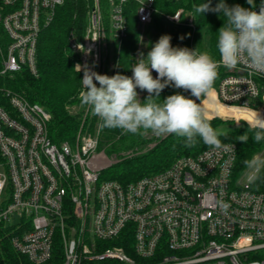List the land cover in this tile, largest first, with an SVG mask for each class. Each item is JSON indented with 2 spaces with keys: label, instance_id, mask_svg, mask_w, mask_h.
<instances>
[{
  "label": "built area",
  "instance_id": "1",
  "mask_svg": "<svg viewBox=\"0 0 264 264\" xmlns=\"http://www.w3.org/2000/svg\"><path fill=\"white\" fill-rule=\"evenodd\" d=\"M87 1L84 33L69 36L81 81L85 67L110 77L119 72L130 10L140 38L135 51L148 40L146 32L157 34L155 16L194 28L191 12L181 6L186 0L167 1L179 5L174 12L159 8L157 0ZM64 4L0 0V227L6 233L0 264L9 263L6 237L18 264H264V169L249 183V170L237 167L235 143H225L234 151L208 148L122 183L105 173L138 149L120 157L100 149L101 121L88 107L75 140L55 143L50 114L12 89L22 72L38 75L40 35ZM221 68L212 92L216 103L250 116L247 109L254 108L264 118V74L243 63ZM137 93L142 101L139 88ZM254 156L264 158V148ZM117 240L122 244L106 246Z\"/></svg>",
  "mask_w": 264,
  "mask_h": 264
},
{
  "label": "clouds",
  "instance_id": "2",
  "mask_svg": "<svg viewBox=\"0 0 264 264\" xmlns=\"http://www.w3.org/2000/svg\"><path fill=\"white\" fill-rule=\"evenodd\" d=\"M247 2L253 4V0ZM210 4L211 0L192 5L188 17L195 19L208 11L223 13L225 22L218 31L216 45L219 61L198 48H175L171 45V36L162 35L147 57L141 53L131 66V77L119 73L110 77L85 67L79 99L82 106H87L99 118L101 128L141 136L151 133L157 138L175 135L183 139L185 147H195L202 141L214 151H234L233 144L221 140V137L227 138V132L213 128L204 100L210 99L221 66L231 70L243 63L252 73L264 74V4L259 12L239 5L229 7L224 0L214 8ZM80 70L77 65L76 71ZM153 71L157 73L156 78ZM168 86L190 92L201 102L198 104L182 94H173L161 101L160 94ZM137 88L147 91L144 102L138 98ZM247 111L251 113V118L244 120L248 132L236 139L246 143L251 132L254 142L260 143L264 141V118L254 108ZM244 163L249 170L248 182L254 183L264 169V158L254 156Z\"/></svg>",
  "mask_w": 264,
  "mask_h": 264
},
{
  "label": "trees",
  "instance_id": "3",
  "mask_svg": "<svg viewBox=\"0 0 264 264\" xmlns=\"http://www.w3.org/2000/svg\"><path fill=\"white\" fill-rule=\"evenodd\" d=\"M169 0H157V6L165 11L174 12L179 5H169ZM208 0H186L181 6L192 12V5H199ZM220 0H211L210 7L214 8ZM229 6L239 5L245 9L253 10L264 4V0H253L249 4L247 0H224ZM90 2L87 0H65L56 13L53 23L42 31L37 51L38 75L24 71L17 75L11 83L14 91L21 93L31 103L41 105L51 116L49 122V133L55 143L73 141L81 125L84 111L76 113L73 108L78 104L81 91V75L75 69L76 55L69 47V36L72 32L81 36L87 25V16ZM129 20L128 38L120 51L119 74L131 77V66L135 64L136 48L139 44V32L137 20L132 10L127 14ZM223 13L208 11L198 15L194 19V28L187 25L173 26L164 23L161 18L155 16V28L157 34L155 41L149 46L152 48L162 35L171 36V45L175 48H188L190 50L208 51L214 59L219 61L217 50V36L219 29L224 25ZM149 51H143L147 56ZM224 75V70L218 69V78L213 89L217 86L219 79ZM173 94L188 96L183 89L172 86L166 87L160 94L159 99L163 101ZM148 96V95H147ZM145 96L141 102L147 98ZM220 116L249 117L244 111L222 110L220 113H211ZM250 118V117H249ZM96 120H94L95 122ZM213 128L222 129L227 132V138L221 137L223 143L232 142L237 146V167L245 168V160H250L264 148V141L255 143L252 133L249 132V140L244 143L236 139L248 132V124L243 122L238 127L226 128L232 125L231 121H223L219 118L211 119ZM94 123L92 124V130ZM229 130V131H228ZM103 134L100 141V149L105 148L109 155L120 156L121 152L135 148L139 151L146 145L155 142V146L149 151L139 154L133 158H127L117 163L105 173L108 179L129 183L139 180L147 175H152L167 169L176 159L182 156H194L209 147L199 142L195 147H185L182 138L175 135L148 141V135L122 134L120 129L102 128ZM5 231L0 227V240L3 239ZM4 239L8 264H18L19 256L11 247L9 240ZM132 240H127L131 243ZM128 243H126L128 245ZM119 240L107 243L106 246L120 245ZM124 245V243H123ZM127 245H125L127 247ZM130 249L129 247H127ZM135 257V256H134ZM23 259V258H22ZM25 261V258H24ZM28 264V263H26Z\"/></svg>",
  "mask_w": 264,
  "mask_h": 264
},
{
  "label": "rangeland",
  "instance_id": "4",
  "mask_svg": "<svg viewBox=\"0 0 264 264\" xmlns=\"http://www.w3.org/2000/svg\"><path fill=\"white\" fill-rule=\"evenodd\" d=\"M147 37H148V40H145L142 45H141V48H140V51H137V56H138V59L140 58V54L143 52V51H150L151 50V47L149 46L150 44H152L154 41H155V38L156 37H153L154 34H149L146 32L145 34ZM109 53H111V51H109ZM145 58L147 56H144ZM137 59V60H138ZM152 75H153V78H156L157 76V73L155 71L152 72ZM82 90V88H81ZM141 91V90H140ZM141 95L142 97L143 96H146V91H141ZM189 98L193 99L196 101V103H200L201 101L195 97H192L190 92H188V96ZM204 104L205 106L209 109V112H210V118L211 119H214V118H219V119H222L223 121H231L232 122V125H227L228 129L232 128V127H238L240 126L243 122H245L244 120L246 119L245 117H233V116H220V115H216V114H211V113H220L222 110H225L226 108H223L222 106H220L218 103H216V101L214 100V93H211V97L210 99H206L204 100ZM87 108V106H82L81 105V102H80V99L78 97V104L74 105L72 109L75 110V112L77 113L79 111L83 112L85 111V109ZM228 110V109H226ZM239 121V123H237ZM246 123V122H245ZM148 135V141H151V140H155V139H158L157 137L151 135V133L147 134ZM149 145H146V147H144V149L140 150L139 151V154H142V153H145L147 151H149ZM128 151L132 152V153H136V149L135 148H131V149H128V150H125L123 152H127L129 153ZM121 152V153H123ZM138 154V155H139ZM138 155H134L130 158H133V157H136ZM120 157V156H119Z\"/></svg>",
  "mask_w": 264,
  "mask_h": 264
},
{
  "label": "bare ground",
  "instance_id": "5",
  "mask_svg": "<svg viewBox=\"0 0 264 264\" xmlns=\"http://www.w3.org/2000/svg\"><path fill=\"white\" fill-rule=\"evenodd\" d=\"M249 115V114H248ZM249 117L251 118V116L249 115Z\"/></svg>",
  "mask_w": 264,
  "mask_h": 264
}]
</instances>
